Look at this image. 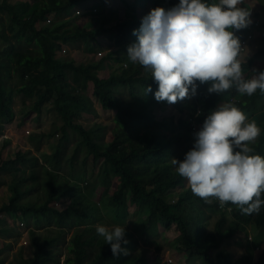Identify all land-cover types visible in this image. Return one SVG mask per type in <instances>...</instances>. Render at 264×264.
<instances>
[{
  "label": "trees",
  "instance_id": "obj_1",
  "mask_svg": "<svg viewBox=\"0 0 264 264\" xmlns=\"http://www.w3.org/2000/svg\"><path fill=\"white\" fill-rule=\"evenodd\" d=\"M88 2L90 0H0V135H3L4 124L16 117L14 94L5 78L13 73L20 80L15 91L22 95L24 104L31 102L29 111L35 112L40 119L44 106L51 104L62 122L58 127L62 132L60 143L54 152L39 157L18 151L13 157L0 162V172L10 173L14 177L11 195L0 206V214L6 212L26 222L33 217L35 223V229H28L32 257L15 258L9 264H61L60 244L66 243L69 233L67 248L70 254L65 264H84L86 259H89L86 264H155L144 252L133 253L134 241L132 245L130 243L132 234L127 233L125 239L129 243L121 245L128 250V254L114 256L110 245L105 244L104 239L96 233L97 224L110 227L127 222V194L130 195L129 203L145 216L147 231L157 221L164 230L173 229L178 233V253L184 255L183 264H252L250 254L235 259L231 250L221 249V246L244 232L249 235L251 225L264 229V207L258 215H243L236 205L230 203L224 209L217 200L206 203L192 193L190 186L185 187L186 179L178 174L172 158L177 154L176 147L185 143L178 153L179 161H183L195 142L194 136L198 132L195 124H200L201 129L206 117L218 108L223 99L230 101L236 97L232 105L247 116H255L254 121L262 130L258 140L250 147L254 148V155L264 157V94L257 90L249 97L240 95L235 88L221 94L209 93L210 83L197 81L196 94L190 100L175 104L158 102L155 99L158 84L151 78V71L145 69L146 72H143L144 67L133 64L127 54H122V57L128 61V66L125 67L119 60L115 63L117 69L107 76H101V69L106 68L107 64H114L109 63L113 54L120 53L125 43L138 38L133 33L139 31L143 19L130 13L128 19L116 20L107 26L110 15H106L94 30L78 27L70 14L86 8ZM135 2L144 8L151 3L155 9L165 6L173 8L180 0ZM205 2L213 4L219 0ZM240 6L249 10L252 21L239 31L230 29L241 42L255 26L253 19L256 13L245 0ZM127 8L132 11L131 6ZM94 12L103 13L101 6L94 5L86 13L91 16ZM100 36L112 40L118 49L101 59L82 63L67 56H53L52 48L57 47L58 50L62 43L80 41L83 47L95 49ZM261 55H264V45L247 61H240L242 69L251 66ZM245 78L249 79V75ZM90 83L99 93L102 104L116 111V126L110 141L104 140V126L89 125L83 120L84 116L91 117L96 113L94 102L87 93ZM149 86L152 91L145 92ZM121 87H128L133 98H144L146 95L145 99L124 101L119 97ZM151 104L172 106L182 115L188 110L190 115L188 118L180 116L175 124L170 119L158 120L153 110L148 108ZM69 129L79 133V146L86 147L93 162L99 161L102 184L108 186L110 179L117 177V188L107 199L109 213L102 208L105 204L94 201L93 191L87 192L75 174L70 173L68 177L60 175L58 171L61 143L68 138ZM53 134L40 132L29 138L37 145L44 137ZM77 157L75 152L68 160L71 168ZM40 171L47 185L45 198L42 202H27L24 199L32 190L28 182L32 181V186L43 182ZM65 199H69L68 205L62 203ZM207 210L218 213L210 231L208 225L212 215ZM51 227L54 228L52 234L36 230ZM15 228L2 226L0 233L17 232ZM20 234L17 233L18 236ZM254 264H264V248Z\"/></svg>",
  "mask_w": 264,
  "mask_h": 264
},
{
  "label": "clouds",
  "instance_id": "obj_2",
  "mask_svg": "<svg viewBox=\"0 0 264 264\" xmlns=\"http://www.w3.org/2000/svg\"><path fill=\"white\" fill-rule=\"evenodd\" d=\"M242 4L243 0L213 4L180 0L171 9L158 7L143 18L139 31L133 33L137 42L128 47L127 56L133 64L151 70L158 84L156 101L175 104L188 99L196 94L197 81L210 83L209 93L235 88L249 97L257 90L264 94V71L245 78L238 59L241 43L230 30L239 31L252 23ZM151 91V86L145 89ZM261 131L240 108L222 105L206 117L184 160L173 159L172 163L192 193L206 203L214 199L221 208L230 203L243 215H258L264 207V157L254 155L250 145ZM96 233L110 245L114 256L128 254L121 247L129 243L124 226L97 224ZM259 256L251 257V263Z\"/></svg>",
  "mask_w": 264,
  "mask_h": 264
},
{
  "label": "rangeland",
  "instance_id": "obj_3",
  "mask_svg": "<svg viewBox=\"0 0 264 264\" xmlns=\"http://www.w3.org/2000/svg\"><path fill=\"white\" fill-rule=\"evenodd\" d=\"M22 1H25V0H16V2H22ZM108 1L109 0H107L106 3ZM115 2L116 0H111V3L115 4ZM249 2H253V4L256 5V8H254L253 5H251V7L254 9V10L252 9V11L256 13L254 16L255 18L253 19V21H255L254 22L255 26H253L252 28L255 30V36L253 38V43H255V45L253 47L250 46L251 51L246 53L248 54L251 52V54L249 56H246L243 54L244 58L240 57L241 59L240 61H247L257 51L258 48L264 45V0H249ZM90 3H93V4L98 3L99 6L100 4H102V2L98 0H90ZM164 9L168 10L171 8H169L168 6H165ZM146 10L147 9H143V12ZM101 11L103 12L101 14L98 12H94V14H92L91 17H89V21H84V22L77 19L76 15H74V12H72L70 16L73 15L72 16V18H74L73 22L76 23L78 27L94 30L97 27V25H99L101 21L106 17L105 12L107 13V10L105 11V9L101 7ZM108 11H111V10L108 9ZM144 15H146V13H144L143 16ZM115 17L117 16L115 15ZM3 18L6 20L5 15ZM113 22L114 21L110 19L107 26H110L111 24H113ZM96 45H95V49H89L88 47H83L80 41L72 42V43H62L59 50L62 47H67L68 53L64 55L60 54V51L56 49L57 47L56 48L54 47L52 48L53 56L55 58H62V57L67 56L73 59L74 61H76L77 63H82V62H88L90 60L95 59V53L98 51H101L103 53V56H106L109 52L114 51L116 47L113 44L112 40L107 39L106 36H100L99 41L96 43ZM116 49L118 48L116 47ZM122 54H117V53L113 54L114 56H112V61L109 63H114V64L110 66L109 64H107L106 68L101 69L100 75L107 76L109 73L117 69L118 66L117 64L115 65V63H117L119 60L121 61V59L123 58ZM113 59L116 61L114 62ZM263 69H264V55H261L255 59L254 63L251 66L245 68L243 72H245L246 75H249V78H250V72L253 74V77H254L256 75V72H258L259 70H263ZM143 72H146L145 68H143ZM5 78H6L7 84L10 86L14 94V109L16 111V117L12 122L4 124L3 135H0V162L3 159H7V158L14 156V154L18 151L22 153L30 152L39 157H41L44 153L54 152L56 145L60 143L59 140L62 135V132L58 130V127L62 124L58 113L54 110L51 104H47L44 106L43 113L39 119L35 112L29 111L31 102H27L26 104H24L22 95L15 91L16 87L20 84V80L18 79L16 74L13 73L11 75H6ZM120 89L122 93L119 94V97L123 99L124 101H133L134 99L137 100L139 98L145 99L146 95L144 96V98H141L138 96L133 98L130 94V90L128 87H121ZM87 93L92 99V101L94 102L96 113L95 115H92L91 117L84 116L83 120L86 124H89V125L98 124V125L104 126L105 127L103 128L104 140L110 141L112 139L113 128L116 126V121H115L116 111L102 104L99 93L95 90L92 83L89 84ZM190 98L185 99L184 101L190 100ZM229 102L232 105L233 99H231ZM148 106H149L148 108L153 110V112L156 114V117L158 120L170 119L172 123L174 124L178 121L180 116H183L184 118H188L190 115L188 110H185L182 115L178 110L174 109L172 106L158 107L154 104L153 105L151 104ZM220 106L221 105H219V107ZM40 132H46V133L54 132V134L53 136H50V137H44L43 140L39 144L35 145L30 141L29 136L34 133H40ZM80 141H81V136L79 135V133L69 129L68 138L66 139V141H63L61 143L62 152L60 156V164H59L58 171L59 173H61L60 175H66L68 177L70 173L75 174L77 176L76 178L77 181L81 182L82 186L87 190V192L90 190L93 191L92 198L94 199V201H96L97 203L100 202L102 204H105V206H103L102 208L105 212L107 211L109 213L110 207H109V204L107 203V199L117 188V185H118L117 177L113 176L110 179V183L108 184V186L102 184V181H100L99 179V161L97 163L93 162L91 156H88V151L86 147L82 145L79 146ZM192 143L193 142L191 141L190 144ZM184 146H185V143L181 144L180 146L178 145L176 147L177 154L172 159H176L177 161H179L178 153H179V150H181ZM26 149H29V150H26ZM75 152H77L78 157L76 158L74 162V167L71 168L69 166L68 160ZM27 171L28 173L30 172L29 168ZM40 176L43 182L40 181L41 183L39 182L34 186H32V181L28 182V185L32 187L31 188L32 190L25 197L24 199L25 201L42 202L43 199L45 198L47 185L45 183V180H44L45 177L42 171H40ZM0 179L1 181H3L1 182L3 184V187L2 186L0 187V206H1L3 203L8 201L11 195L10 183L11 184L14 183L13 182L14 177L10 173L0 172ZM188 186L189 185L186 180L185 187H188ZM126 196L128 199L127 202H128L129 217L127 219V222L122 226L125 227L126 234L127 233L132 234L130 243L132 245V241L135 242V244L133 242V247H134L133 253L137 255V254H140L142 251L146 254V256L148 255L150 261L155 262V264L156 262L159 263L160 260H163V262H160L161 264L163 263L171 264L167 260L165 261L166 257L167 258L171 257L174 262L177 261V264L181 261L180 257H182L184 261V255L181 253H177L180 247V244H179L180 236L178 235V233H176L173 229L164 230L162 225L159 224L157 221L154 222V224H152L153 226L151 225L150 230L147 231L145 229L146 226L144 224L145 216L140 212V210L135 205H131L129 203L130 195L127 194ZM69 202H70L69 199L62 201V203L65 205H68ZM222 209H224V207ZM207 212L211 213L212 215L209 225H208V230L210 231L211 228H213L212 226L214 225V222L217 218L218 213L215 211L210 212L208 210ZM4 214L6 213H3V215ZM6 215L8 216V218L10 217L8 214ZM3 221L5 225L2 222H0V227L2 226L5 227L6 225H9V224L12 225V223H8V219L6 218L5 215L3 216ZM30 221L32 220H29L28 222H26L25 220L23 221V219L22 220L18 219L17 223H14L16 226L15 229L17 232L13 230L15 234L7 235L8 237L4 235L3 233H0V238L2 237L1 238L2 240L0 241L2 242L0 244V254L4 253L3 259L9 258L13 255V253L15 254L17 251H19L18 250L19 247L21 248L20 250L21 252L25 251L27 255H30L31 246L29 243L28 234L27 236H25V231L28 230L27 226ZM114 226H118V225H114ZM114 226H110L109 228L114 227ZM53 229H54L53 227L48 228V229L43 228V229H39V232L43 234H48V233L52 234L54 232L52 231ZM132 230L134 231V233L130 232ZM259 230L260 232L264 234V229H257L254 225H251L248 230L249 235H245L246 232L242 233L241 235H237L235 236L233 240L231 241L227 240V242L228 241L230 242L223 243V245L221 246V249L231 250L235 254L234 255L235 259H238L242 255H244L246 252L252 250L250 241L252 240L253 236L256 237L257 238L256 240L259 241L260 236L257 235ZM17 233H21L20 236H18ZM70 235L71 233L68 234L67 241L65 244H60L59 257L61 260V264H65L64 261L66 257H68L70 254L67 248V243H68V239ZM160 239H163V241L166 240V242L172 246L171 249L172 250L174 249L175 252L178 254L177 260H176L175 253H172L170 249L163 250L161 248L162 245L160 246V248L162 251H165L162 257L159 255L160 252L157 250V245L155 246L154 250H153V247H150L151 242L155 243L159 241ZM23 247H25V249H22ZM150 248H152V252H150L151 250ZM171 253L174 254V256H172ZM213 253L215 252L213 251ZM254 256H256V254H254ZM88 261L89 259H86L84 261V264H86ZM246 264H249V263H246ZM252 264H254V262Z\"/></svg>",
  "mask_w": 264,
  "mask_h": 264
},
{
  "label": "crops",
  "instance_id": "obj_4",
  "mask_svg": "<svg viewBox=\"0 0 264 264\" xmlns=\"http://www.w3.org/2000/svg\"><path fill=\"white\" fill-rule=\"evenodd\" d=\"M98 1H100V2H102V4H100V6L101 7H103L104 9H105V11L107 10V13L105 12V14L106 15H110V19H112V21H116V20H124V19H128L129 17V15H130V13L131 14H134V15H136L138 18H144L146 15H148L149 13H150V11L151 10H153V6H152V4L151 3H148L147 5H146V7L144 8V7H141V6H139V5H137L136 4V2H135V0H116V2H115V4L114 3H111V0H109L107 3H106V1L107 0H98ZM246 1V3L251 7V5H253V7L254 8H256V5H254L253 4V2H249V0H245ZM99 3V2H98ZM98 3H90V2H88L87 3V7L86 8H80L79 10H81L82 12H89V10H91V8L92 7H94V5L96 6V5H98ZM131 6L132 7V11H130L128 8H127V6ZM91 7V8H90ZM252 8V7H251ZM108 9H110L111 11H108ZM143 9H147L146 11H144L143 12ZM253 9V8H252ZM254 10V9H253ZM144 13H146V15H144L143 16V14ZM115 15L117 16V17H115ZM112 17H114V18H112ZM132 18H133V16H132ZM253 28V27H252ZM251 28V30H250V32H249V34H252L253 36H252V38L248 41V43H249V45H248V47H247V49L244 51V52H240V54H239V57H238V59L239 60H241L240 59V57H243L244 58V55H246V56H249L250 54H251V52L250 53H248V54H246L247 52H249V51H251V47H253L254 45H255V43H253V38H254V36H255V30L254 29H252ZM138 39V38H137ZM137 39H135V40H132V41H129V42H127V43H125L120 49V53H118V54H127V49H128V47L130 46V44L132 45V44H134V43H136L137 42ZM251 46V47H250ZM115 49H116V47H115ZM244 54V55H243ZM244 76L246 77L247 75H246V73L244 72ZM251 78H253V74L250 72V78L249 79H251ZM238 97H236L235 99H237ZM226 104H230L231 105V103L229 102V101H227V100H222L221 102H220V104L219 105H226ZM220 106V107H221ZM219 107V106H218ZM248 117V116H247ZM253 117H255V116H249L248 117V121H254V118ZM26 150H29V149H26ZM13 157V156H12ZM1 182H3V181H1V179H0V187L2 186L3 187V184L1 183ZM12 185L13 184H11L10 183V189L12 190ZM5 194V193H4ZM2 195V194H1ZM65 200H68V199H65ZM3 213H6V212H3ZM3 213H1L0 214V220H1V222L4 224V221H3V216L5 215L6 216V218L8 219V223H12V225H6L5 227H9V228H12V227H16L15 226V224L14 223H17V220L19 219V218H14L12 215H10L9 213H6V214H8L10 217L8 218V216L6 215V214H4L3 215ZM22 220V219H21ZM29 220H32V221H30L29 222V224H28V228L27 229H30V228H32V229H35V223H34V219H33V217L32 218H30ZM24 221V220H23ZM5 225V224H4ZM120 226H122V225H120ZM37 231H39L38 229H36ZM130 232H132V233H134V231L132 230V231H130ZM4 235H10V234H15L14 232H7V233H3ZM27 234H28V230H26L25 231V236H27ZM145 235V234H144ZM257 235H259L260 236V239H259V241L258 240H256L257 238L256 237H252V240L250 241V244H251V249L252 250H250L251 252H246L245 254L246 255H251V257L253 258V257H258L260 254L259 253H261V251H262V249L264 248V234L262 233V232H260V231H258V234ZM164 236V235H163ZM8 237V236H7ZM22 237V236H21ZM2 238V237H1ZM0 238V241L2 240ZM70 238V237H69ZM235 238V237H234ZM28 239H29V235H28ZM69 240V239H68ZM2 242H0V244H1ZM6 243H7V241H6ZM29 243H30V239H29ZM158 243V244H157ZM164 244H166V245H168V249H170L171 250V252L172 253H175V255H176V260H177V258H178V252L176 253L175 252V250L173 249H171L172 247L170 246V244H168L167 242H166V240H164L163 241V239H160L159 241H157V242H151V246L150 247H153V250H154V248H155V246L157 245V250L160 252V256L162 257V255L164 254V252L165 251H162L161 250V248H160V246L161 245H164ZM30 246H31V244H30ZM260 248V249H259ZM22 249H25V247H23ZM151 250H150V252H152V248H150ZM19 251L21 250V248L19 247V249H18ZM259 250V251H258ZM19 251H17L15 254L13 253V255L11 256V257H9V258H6V259H3L4 258V253H1L0 254V264H9L11 261H13L15 258H17V259H20V257H22V258H25V259H27V258H31L32 257V248L30 249V255H27L26 253H25V251L24 252H21L20 251V253H19ZM171 253V254H172ZM170 254V255H171ZM244 254V255H245ZM254 254H256V256H254ZM172 256H174V254H172ZM243 256V255H242ZM147 257H148V255H147ZM149 258V257H148ZM167 258V257H166ZM165 258V259H166ZM150 260V259H149ZM180 262L178 263V264H183V258L182 257H180ZM152 262V261H151ZM160 262H163V260H160ZM157 263L156 262V264H161V263ZM155 263V262H154ZM15 264H17V263H15ZM164 264V263H163ZM169 264V263H168ZM171 264H177V261H173Z\"/></svg>",
  "mask_w": 264,
  "mask_h": 264
},
{
  "label": "built area",
  "instance_id": "obj_5",
  "mask_svg": "<svg viewBox=\"0 0 264 264\" xmlns=\"http://www.w3.org/2000/svg\"><path fill=\"white\" fill-rule=\"evenodd\" d=\"M74 15H76L77 19H79L82 22L89 21V17H91V16H89V14H87L86 12H82L79 9H77L74 12ZM252 36H253L252 34H248V36L240 42L241 43V51L240 52H244L247 49V47L249 45L248 41L252 38ZM58 51H60V54L64 55V54L68 53V48L67 47H62L60 50L58 49ZM102 56H103V53L101 51H98V52L95 53V59H101ZM121 60H122L123 65L125 67L128 66V61H126L123 58ZM198 113H201V111H198ZM199 129H200V124H195V130L199 131ZM194 138H195V136H194ZM161 248L163 250H167L169 247L167 245H162ZM166 260L168 262H170V263L173 262V259L171 257L165 259V261Z\"/></svg>",
  "mask_w": 264,
  "mask_h": 264
}]
</instances>
